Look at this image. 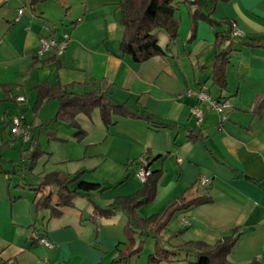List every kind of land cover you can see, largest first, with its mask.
<instances>
[{"label": "crops", "instance_id": "obj_1", "mask_svg": "<svg viewBox=\"0 0 264 264\" xmlns=\"http://www.w3.org/2000/svg\"><path fill=\"white\" fill-rule=\"evenodd\" d=\"M185 1L175 0L180 30L173 52L140 65L121 51V0H81L76 13H66L67 20L50 18V1L33 12L30 0H0V148L4 143L17 147L20 140L8 131L9 119L22 113L23 107L29 116L37 101L35 88L43 83L60 82L78 95L109 87L112 100L127 104L142 117L115 118L116 126L108 129L99 110L92 117L81 114L77 121L86 132L82 142L74 138L75 130L67 122L56 119L58 101L47 103L36 119H26L32 140L23 146L30 144L31 149L21 155V163L16 162L18 157L0 154V264L119 261L120 253L129 247L124 231L128 219L118 214L119 208L106 218L95 213L94 206L106 209L116 199L143 189L144 183L136 177V162L142 156L149 159L152 172L162 170L164 174L153 203L137 211L140 218L162 214L183 196L212 201L177 213L159 234L138 230L136 240L146 248L132 264H148L158 244L164 251L176 253L160 264H194L196 252L181 250L183 245H215L236 228H243L245 234L229 261L247 264L257 259L264 264V49L245 42L248 38L264 41V0L223 3L214 14L217 20L232 21L244 38L233 40L225 91L213 85L214 30L199 21L197 38L188 44L192 2ZM199 2L205 14L211 0ZM226 30V25L218 27L220 32ZM63 33L71 36L64 55L52 52L37 57L40 37L61 38ZM160 45L164 49L168 45L164 34ZM201 88L216 99L231 102L233 110L226 123L213 111H206L202 125L197 122L192 107L198 104L187 92ZM18 96H25L26 104L18 105ZM191 132L204 140L190 142ZM33 142L46 155L42 169L31 179L23 162L31 157ZM54 172L71 177L80 174L72 190L80 182L108 190L83 192L72 207L57 208L54 200L53 209L38 210L35 201L41 194L37 186ZM202 178L210 181L208 187L201 185ZM59 212L61 215L53 216ZM36 230L55 249L48 250L33 240Z\"/></svg>", "mask_w": 264, "mask_h": 264}, {"label": "trees", "instance_id": "obj_2", "mask_svg": "<svg viewBox=\"0 0 264 264\" xmlns=\"http://www.w3.org/2000/svg\"><path fill=\"white\" fill-rule=\"evenodd\" d=\"M49 0H30V8L36 12L38 7L47 3ZM234 0H215L216 7L219 2L230 3ZM187 2V0L185 1ZM196 10L190 9L192 20L191 36L188 44H192L197 38L198 23L201 18L208 21L215 33L214 49L215 65L213 75V85L225 91L228 89L227 68L230 64L231 55L233 54V32L235 24L230 20L216 22L212 19L211 14H203V5L199 1L192 2ZM175 0H121L119 24L123 28V38L121 42V51L124 55L130 56L136 64H144L154 58H165L173 52L175 42L179 38L180 21L176 18ZM214 10H211L213 13ZM77 25V23H76ZM227 26L225 32L218 31V27ZM164 34L168 39V45L164 49L160 45V36ZM250 46H257L264 49V41L251 40L247 43ZM102 84L104 81H92ZM69 86H63L60 82L54 85L43 83L35 88L37 101L33 107V112L37 116L41 109L51 101H58L60 109L56 119L67 122L75 130L74 138L81 142L86 132L81 128L77 117L84 114L92 117L96 110L100 111L101 119L106 128L116 126L115 118L138 120L142 117L137 113L131 112L127 104H119L111 99L110 88H97L92 93L78 95L69 91ZM150 124L155 125L153 120H148ZM164 127L165 125H158ZM188 139L192 143L203 141L204 137L198 133L191 132ZM7 146L4 143L2 149ZM46 154L40 147H36L31 156L30 170L33 171L38 161ZM164 172L154 171L144 184L143 189L128 197L116 199L112 205L106 209L94 206L95 213L106 218L112 217L116 210L120 208L128 216V223L124 227L129 247L125 253H120V260L113 264H132V260L139 257L144 250V242L137 243V231L150 229L154 233L163 232L175 215L179 212L197 208L209 204L212 200L207 197H199L188 200L185 196L173 202L162 214H156L149 218L142 219L138 216L137 211L153 203L157 196L158 185L163 177ZM80 180V174L74 177L61 173H50L45 175L40 184L37 186V192L41 197L35 201L36 208L39 210L53 209L52 203L56 200L57 208L72 207L76 198L81 197L83 192H105L108 188L102 185L87 184L80 182L72 190L71 186ZM61 212L54 213L57 217ZM245 234L243 228H236L230 236L225 237L215 245H209L204 242H192L183 245L181 250L196 252L197 259L194 264H234L229 261V257L234 253ZM176 256L174 252L164 251L157 245V252L150 255L148 264H160L169 257ZM247 264H261L257 259Z\"/></svg>", "mask_w": 264, "mask_h": 264}, {"label": "built area", "instance_id": "obj_3", "mask_svg": "<svg viewBox=\"0 0 264 264\" xmlns=\"http://www.w3.org/2000/svg\"><path fill=\"white\" fill-rule=\"evenodd\" d=\"M190 1L195 2L196 0ZM21 15L22 11L19 12V16ZM18 20L19 19H17L16 21ZM233 37H242V33L237 29L236 25L234 26ZM70 41L71 36L69 33H63L61 38H57L51 35L42 36L39 39V49L37 51V57L43 58L48 53L52 52L57 56H62L67 51L70 45ZM187 96L196 100L198 104L197 106L192 107V115L196 118L197 122L200 125H202L205 120L206 111L215 112L220 117L222 123H226L229 120V114L233 110V105L230 101L214 98L205 88H201L198 91L190 90L187 92ZM15 101L18 105H24L26 104V97L18 96L16 97ZM202 106L204 107V109L202 108ZM9 127L10 133L14 138L22 141L23 143L31 142L32 137L29 133L25 116L20 115L11 117L9 119ZM136 165L138 166L136 177L140 182L145 184L152 174V171L149 167V159L146 156H142L137 160ZM200 183L204 187H208L210 185V181L206 178H202ZM184 225H189L188 221H184ZM32 239L39 242L40 245L48 250L55 249V245L38 230L33 232Z\"/></svg>", "mask_w": 264, "mask_h": 264}, {"label": "rangeland", "instance_id": "obj_4", "mask_svg": "<svg viewBox=\"0 0 264 264\" xmlns=\"http://www.w3.org/2000/svg\"><path fill=\"white\" fill-rule=\"evenodd\" d=\"M50 2L48 3V9L49 10H51V12L49 13V16H50V18H52L53 20H60V18H63L64 20H67V17H66V13H72V15L74 14V13H76V11H75V7L77 6V5H79L80 3H81V0H49ZM199 1H203V3L204 4H206V2L208 1V0H199ZM230 3H232V2H230ZM230 3H224V4H230ZM221 4H223L222 2H219V4L216 6V7H214V5H215V0H211V5H210V7H209V9L207 8L206 10H207V12L205 13L206 15H209V14H211V17H212V19L213 20H215L216 22H222L223 20H225V19H221V20H217V19H215L214 18V14H215V12H216V10L218 9V7L221 5ZM73 6V8L72 9H69L68 10V7L69 6ZM190 9L192 10V11H195L196 10V6L195 5H191L190 4V6H189V15H190ZM211 10H214L213 11V13H211ZM190 20H191V17H190ZM200 21H202V22H204L206 25H208V27L209 28H212L211 27V25H210V23L208 22V21H206L204 18H201L200 19ZM191 24H192V20H191ZM191 27H192V25H191ZM185 31V30H184ZM213 31V30H212ZM190 32H191V28H190ZM213 35H215V33L213 32ZM242 39H244L243 37H241ZM253 38H255V37H253ZM254 40H257V39H254ZM251 41V38H248V40H246L245 42H250ZM244 42V41H243ZM214 52H215V55H216V51H215V49H214ZM24 108V110H23V112L22 113H20V112H18L17 113V115L16 116H20V115H23V116H25V118L26 119H28L29 118V120L30 121H32V120H34V117H35V119H36V117L38 116H36L35 114H34V112H33V110H32V112H30L29 113V116L28 117H26V111H25V108L26 107H23ZM22 108V109H23ZM25 111V112H24ZM29 128V127H28ZM9 129V128H8ZM9 132H10V130H8ZM32 136V135H31ZM79 142V141H78ZM82 142V141H81ZM15 146H17V147H15L14 149L13 148H11L10 146H6L4 149H2V147L0 148V154L2 153V155H10L11 157H12V155H13V157H18L17 159H15L16 160V162H17V160H18V164H20L21 163V155H26L27 154V150H30L31 148H30V144H28V145H25V146H23V142L22 141H20V142H18V143H15ZM36 147H40L36 142H33V144H32V155H33V153L35 152V149H36ZM41 148V147H40ZM42 149V148H41ZM24 152H26V153H24ZM24 153V154H23ZM31 155V156H32ZM44 158V157H43ZM43 158H41L39 161H38V163H37V166L34 168V170L33 171H31L30 170V166H31V157L30 158H24V166H26V172H27V174H29V175H31V176H29L31 179H32V175H33V177H34V174L35 173H38V171H40L41 169H42V159ZM20 168H21V166H20ZM24 168V167H23ZM145 206H148V205H145ZM144 207V206H143ZM142 208V207H141ZM120 209V208H119ZM118 214L119 215H122V216H124L125 218H127L128 219V216H127V214L126 213H124L121 209L120 210H118ZM121 212H123V213H121ZM128 221H129V219H128ZM128 221H127V223H128ZM127 223H126V225H127ZM125 225V226H126ZM137 243H140V242H137ZM145 243H144V247H145ZM146 248V247H145ZM144 248V249H145ZM144 251V250H143Z\"/></svg>", "mask_w": 264, "mask_h": 264}]
</instances>
